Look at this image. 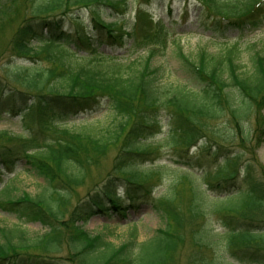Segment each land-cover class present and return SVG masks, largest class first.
I'll use <instances>...</instances> for the list:
<instances>
[{
  "label": "trees",
  "instance_id": "trees-1",
  "mask_svg": "<svg viewBox=\"0 0 264 264\" xmlns=\"http://www.w3.org/2000/svg\"><path fill=\"white\" fill-rule=\"evenodd\" d=\"M179 1L184 2V12L188 14L189 0ZM194 1L199 18L215 32L229 28L256 30L264 26V0ZM142 2L136 8L135 21L130 28L119 25L127 19L129 0L31 2L30 16L21 22L13 36L11 53L15 59L44 56L50 65L22 67L15 62L6 66L9 74L5 78L0 75V113L20 115L24 129L30 131L27 137L0 131V176L5 168L15 169L18 163L25 162L44 178L46 187L36 196L24 193L18 199H3L0 205L7 212L40 221L49 230L30 238L23 229H1L4 233L0 240V264H171L184 240L181 228L186 215L174 203L177 199L175 189L180 184H188L187 217L192 221L206 214L209 190L223 192L224 186L226 194L238 191L236 161L242 154L234 151L223 157L226 158L223 166H219L220 172L212 174L209 169L205 172V182H197L188 174L175 178L174 193L166 198V206L156 209L166 220L167 227L140 244L138 254L134 255L133 250L138 244L135 221L131 240L115 249L104 241L103 234L93 235L85 229L84 225L95 214L110 219L138 206L135 194L141 191L149 173L141 171L137 157L147 156L160 148L153 146L151 149L147 141L156 136L154 127L160 124L164 110L170 128L163 146L173 150L177 158L184 159L175 162L190 170L196 166H216L222 153L232 151L228 145L240 147L243 141H250L254 131L248 119L253 112L264 109V56L257 55L254 73L242 78L235 62L238 43L230 45L227 51L229 77H224L217 65L209 66L206 53H201L198 62L180 54L198 83L176 87L168 83L164 68L149 62L157 48L167 44L171 27L163 19L153 21L154 15L148 6L153 0ZM12 5L6 6L4 13ZM102 6L116 11L117 18L104 21L99 10ZM80 9L91 11L95 32L83 29L88 14H72ZM129 40L132 46L154 45L156 49H151L149 56L140 61L127 62L99 50L103 44L127 46ZM76 56L83 60L73 61ZM104 106L110 115H119L121 119L115 124H105L103 135L97 133L92 123L79 130L60 126L69 113L99 110ZM221 117L225 122L213 130L212 121ZM31 125H35L36 133L31 131ZM261 135L258 132V145L263 141ZM38 137L44 140L40 142ZM192 147L198 150L197 160L189 154ZM111 148L117 149L112 173L86 199L73 204L71 189L84 184L88 170L98 166ZM120 181L139 188L135 191L127 188L123 195ZM58 184L63 187L59 188ZM253 187L237 205L219 206L216 210L235 214L245 205L255 208L249 209L252 214L264 209L262 187L257 184ZM67 228L71 234L64 241ZM194 228L192 244L197 249H206L213 235L207 222ZM228 235L230 246L235 248H257L264 244L262 231L233 228ZM64 245L69 248L72 260L77 257L75 263L60 260ZM99 247L111 249L98 251ZM199 262L197 260V264ZM200 263L213 264L204 259Z\"/></svg>",
  "mask_w": 264,
  "mask_h": 264
},
{
  "label": "rangeland",
  "instance_id": "rangeland-1",
  "mask_svg": "<svg viewBox=\"0 0 264 264\" xmlns=\"http://www.w3.org/2000/svg\"><path fill=\"white\" fill-rule=\"evenodd\" d=\"M33 2L35 0H32ZM31 0H0V75L6 77L8 64L15 63L22 67L27 66H49L50 62L45 60L41 56L39 58H24L15 59L11 53V42L13 36L21 24V22L30 16ZM42 2L46 0H36ZM131 6L128 10V17L126 21L120 22L119 25L130 28L135 21L136 8L139 4L143 3L142 0H129ZM13 3L9 10H6V6ZM136 5V8H135ZM173 6L172 15L169 16V6ZM169 5V0H153V4L148 6L154 14V21L164 19L167 24L172 28L173 35L169 36L168 43L162 47H158L150 58V64L157 67H162L165 70V80L177 86L179 84H189L190 86L196 85L198 82L194 79V74L186 67L183 58L180 54L189 57L192 61L198 62L201 53H206L207 62L210 67L217 65L218 69L224 77H229L228 62H227V51L230 45L238 43V50L235 55V62L238 64V74L242 77H248L253 74L255 69V58L257 55L264 56V27L258 30H244L239 31L237 29H228L223 34H217L213 36L212 32L205 27L208 23L199 17V11L197 10V4L194 0L187 1L189 8V15L184 12L183 1L174 0ZM139 7V11H140ZM81 10V9H80ZM101 18L106 22L114 21L117 18V12L111 11L109 7L102 6L100 9ZM88 14L85 17L83 29L95 32V25L93 24L92 14L86 11L74 10L72 14ZM71 15V13H70ZM83 19V20H84ZM172 21H175L171 24ZM70 22V18L67 20ZM207 23V24H206ZM153 27V26H149ZM227 39L232 42L228 44ZM132 46V42L128 41L127 47L119 48L117 45L109 46L103 44L99 50L104 51L107 54L118 56V59L122 62L132 61L133 59H141L147 57L148 49L143 46H137L136 49ZM83 59L76 56L73 61H82ZM15 87L24 89L21 85L13 83ZM234 90L235 89H229ZM121 117L119 115L109 114L106 106L97 109H87L85 112L78 114L69 113L61 120L63 127L71 130H79L82 126L92 123V126L96 127L97 133L103 135L104 125L107 123L115 124L119 122ZM226 119L220 118L212 121V129L220 128ZM249 125L252 131H254L250 141H243L239 145L240 147H231V152L225 151L218 158V165L223 166L225 161L224 156L232 155L234 151L241 153L242 157L236 161L237 167L241 172L238 174L236 179L235 191L231 194L225 193V188L222 186L221 190H209V199L207 202L206 214L196 219L195 221L190 220L187 217V206L188 199L190 197L188 191V184H180L176 189L177 199L174 202L179 208L180 212L183 213L184 221L183 227L181 228V234L184 236L183 243L179 246L178 251L175 253L171 264H197V260L200 262L204 259L213 264H264V244L260 247H246L241 246L235 248L229 244V233L234 228L237 231L240 229H250L251 231H262L264 233V209L253 211L255 208L242 207L238 210V213H230L228 211L218 212L216 210L219 206H230L237 205L241 202L245 194L251 193L255 184L261 185V191L264 193V109L258 112H253L251 117L248 119ZM31 131L36 133L35 125H31ZM170 128L169 118L166 110L163 111L162 117H160V124L154 127V131H157L156 136L148 139V144H151V149L154 147H160L159 149L152 150L147 156H138V167L142 172H148V177L144 178L145 182L143 186H146V190H150V193L138 192L135 194L138 206L123 212L119 217L108 218L101 214H95L88 223L84 225L85 229L95 234H103L104 241L111 243L112 248L123 246L125 243L131 240L133 222L136 221L138 225V232L135 237L138 244L133 248L134 255L138 254L140 244L145 241H149L156 232L162 228H166V220L156 212V209L163 208L166 206V198L174 193L173 182L175 178L181 174H188L197 182L204 181L203 169L212 172L216 171L217 166L206 165L204 167L196 166L186 170L187 167L181 164H177L176 159L184 161V159L177 158L174 156L173 150L169 147H164L165 137ZM7 130L16 135L24 133L29 134L30 131H26L22 126L21 116L13 115L7 112L0 113V131ZM258 132H261L260 145L257 144ZM53 135L52 132L49 133ZM38 140L42 142L43 137H38ZM154 146V147H153ZM190 150V155L194 160L199 157L198 150ZM117 155V149L111 148L106 156L100 161L98 166L91 167L87 172V179L81 186L73 187L71 189L72 203L77 204L79 201L86 199L90 193H93L100 184H102L107 177L112 173V167L115 163V157ZM187 160V159H186ZM231 169V166L229 167ZM0 176V201L3 199H18L22 197L24 193L36 196L41 193L46 183L43 177H40L33 172L29 166H26L25 162H20L15 169L5 168L4 172ZM203 177V179H202ZM143 181V180H142ZM187 182V181H186ZM122 192L127 188H131L133 191L138 190V186L130 185L125 181H120ZM58 187L63 186L58 184ZM232 187H230L231 189ZM235 195L229 199L226 197ZM126 197V195H125ZM127 206V205H126ZM246 209L247 212L245 211ZM257 210V208H256ZM242 214V215H240ZM121 217V218H120ZM213 234L210 238V245L204 249H197L194 247L191 241L192 229L199 227L201 223H206ZM71 227V225H69ZM12 230V229H23L26 231L30 238H34L38 235H42L48 231V227L44 226L40 221H34L26 217L17 215L15 213L7 212L0 205V240L3 238V231L1 230ZM196 229V228H194ZM72 231V230H71ZM71 232L68 228L65 230L64 241H67ZM252 246V245H251ZM245 247V248H244ZM111 249L98 248V251H107ZM254 251V252H253ZM69 248L64 245L63 252L60 260L63 262L71 260L73 263L77 261V257L71 259ZM81 253H79L80 255ZM70 257V259H68ZM256 260L260 262H255ZM199 262V264H201Z\"/></svg>",
  "mask_w": 264,
  "mask_h": 264
}]
</instances>
